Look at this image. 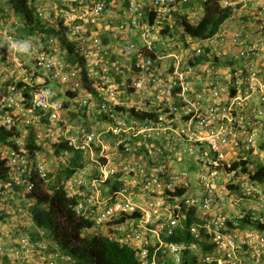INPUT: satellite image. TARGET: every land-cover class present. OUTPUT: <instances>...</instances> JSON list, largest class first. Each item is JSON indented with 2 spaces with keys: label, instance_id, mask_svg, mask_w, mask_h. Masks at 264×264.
Returning a JSON list of instances; mask_svg holds the SVG:
<instances>
[{
  "label": "built area",
  "instance_id": "obj_1",
  "mask_svg": "<svg viewBox=\"0 0 264 264\" xmlns=\"http://www.w3.org/2000/svg\"><path fill=\"white\" fill-rule=\"evenodd\" d=\"M124 2L115 16L108 0H57L60 8L46 3L65 42L31 47L35 77L25 81L32 92L26 112L46 113L51 138L91 161L57 189L75 199L72 208L92 223L88 233L131 249L137 264H182L183 252L197 246L169 242L179 229L197 240L200 229L212 234L221 258L245 250L248 260L262 262L264 235L233 231L229 224L244 218L243 203L264 207V185L232 170L237 162L249 163L264 143V0H244L256 11L251 23L240 12L213 37L197 39L184 30L165 32L163 20L181 11L178 0ZM19 27L13 20L12 29ZM12 29L1 24L0 39L17 40ZM217 57L228 61L218 65ZM71 112L89 124L74 121ZM0 119L12 127L11 116ZM46 141L38 136V145ZM37 159L36 171L45 179L46 165L40 154ZM21 161L13 151L15 178ZM36 188L31 182L28 191ZM187 213L201 224L186 227ZM70 241L80 245L75 237ZM48 249L22 240L13 259L75 264L72 256ZM93 262L99 263L95 256Z\"/></svg>",
  "mask_w": 264,
  "mask_h": 264
},
{
  "label": "clouds",
  "instance_id": "obj_2",
  "mask_svg": "<svg viewBox=\"0 0 264 264\" xmlns=\"http://www.w3.org/2000/svg\"><path fill=\"white\" fill-rule=\"evenodd\" d=\"M124 1L125 0H121V2L118 3L117 0H108V11H110V13L113 16H115L116 14L122 13L123 8L125 7V2ZM189 1H191V0H189ZM181 2L180 3L178 2L179 6L181 8V11L179 13H176L174 15L166 17L163 20L166 23L165 28L169 27V29L170 30H174V32L176 34L180 33L181 30H184V32L186 33L184 26L181 25V26L178 27V29H176L174 24H172L170 22V19L171 20H176V19H178L180 17H183L185 14H187L185 12V10H188V6L187 5L186 6L182 5ZM46 3H50L53 7L60 8V4L57 3V0H29V3L27 4L28 10L33 12L35 17L41 21V25H40L39 28H36L35 26L31 25V27H35L36 29L34 30L33 34H31L30 36H27L22 31L24 29H28L30 27L28 19H27V15H29V14H26V13L19 14V13H17L16 9L11 4L10 0H0V29H1V24H3L4 27H6L8 29H12V22L15 19L20 22V27L17 28L16 31L14 29H12V32L15 33L14 36H15V38L17 40H9V41H7V39L5 37H3V38L0 39V44H3L7 48V50L9 52H11L12 54L15 55L14 59H13L14 65L16 67L20 68L23 72H25V77L20 81V83L21 82L24 83L25 87H26L25 81L27 80V78H34L35 77V74H34V71H33V68H32L33 62H34L33 61V56L29 55V51L31 50V47L33 45H36L37 47H45V48H47L50 45V40H54V47L56 45L60 47L65 42V35H63L60 31L57 30L56 26L58 25V21H57V19L55 17V13L51 10L50 7L46 6ZM241 3L244 4V0H241ZM187 4H189V2ZM230 7L233 9V14L232 15L236 14V10H234V8L232 6H230ZM244 7H245V4H244ZM39 8L43 10L42 17L38 14V9ZM147 17H150L152 19L153 15L150 14V16H147ZM227 21L228 20H226L224 22V24L221 26L220 30L226 25ZM111 24H112V27H113L114 24H115V21H112ZM49 30H52V32L50 33ZM56 35H58L59 37H56ZM14 52H20V53L15 54ZM71 53H73V51H71ZM16 57H18L20 59L21 64H23L22 66L19 65L20 64L19 62L15 61ZM73 60H74V58H71V61H73ZM227 61L228 60L226 59V57H223V58L217 57L216 58V62L218 63V65H221V66H224L227 63ZM13 89H18V88L14 87ZM30 91H31V89H30ZM18 92L20 94L22 93L19 90H18ZM6 100L7 99H5L4 102H6ZM24 100L25 99H24V96H23V99H22L23 103H24ZM0 106H1L0 107V111H3V116H1V117H5L7 115V116H11V118L13 120V124H12L11 128H8V126L1 119H0V124L2 126L4 125L8 130H10L14 126H16L17 128H19V130L21 131V134H22L20 138L15 139V144L18 147V150L10 149L9 151H7V156L6 157L9 160V165L12 167V171H13V165L11 164V153L13 151H15V152H17L20 155V157H22V161H21V165H20L21 169H22L23 165L26 164V161L30 160V162H32V166H33L32 171H35L36 176H37V179H34L33 181L31 179L30 181H28V183L26 185V192L27 193L32 192V191H28V186H29V184L31 182H33V183H35V185L37 187L34 190L37 191L38 193H42L44 190H46L48 188L50 190L53 189L54 191H60L62 193H65L66 197L70 198L66 191H64L63 189H57V187L61 184V182L69 180L76 173L80 172L82 168H84V167L88 166L89 164H91L90 158L89 157L88 158L85 157V155H84V153L82 151H78L75 148L69 146L68 143H66L65 141H61L60 142L61 139L60 140H56V138H51V136L53 134V130L51 132H49L51 124H50V120L48 118V115L46 113L40 111V112H35V113H30L29 114V113L26 112V109L28 107V103H26V104L24 103V106H25V117L28 116V115H32V122H28L26 124L24 123L25 124L24 125L22 120H20L18 114L15 113L11 103L8 102L7 104H1ZM3 106H5V108H3ZM8 106H10V107H8ZM65 107H66V109H68V104H65ZM10 109H12L13 111L12 112L8 111ZM71 115H72V118H73L74 121L81 122L82 125H87L90 122L88 118L81 119L75 113L71 112ZM18 120H20V123L25 126L24 131H22V129L20 128V124L17 123ZM31 127L35 128V146H36V149L34 151H31L27 147L28 146L27 138H28V134H29V131H30ZM39 135H43L44 137H46V139H47L46 146H44V143L42 145H38V136ZM18 142H21L24 145L18 144ZM56 144L57 145L63 144L66 147L70 148V151L72 150L71 152L80 153L82 158L84 159L83 167L80 168L79 170H77V172H75L70 177L65 176L63 179H59L60 172L63 171L64 167L68 165V159L71 158V156H70L69 151H66V152H64V153H62L60 155H56L55 152H54V148H53L54 145H56ZM259 153L264 155V143L259 146L258 150L254 154H252V156L250 157L251 158L250 162L249 163L246 162L247 164H249V168H250V164L253 163V161H254L253 157L256 154H259ZM38 154L41 155V162H43L46 165V178L45 179H42L39 176L38 172L36 171V164L38 162V159H37V155ZM48 156L51 158V160L47 159ZM183 157L185 158L186 156L183 155ZM237 163H243V162H237ZM250 170H251V168H250ZM235 171L237 172V175H241L240 172H245L242 168H239L237 170L235 169ZM249 176H250V182L259 183L258 181L251 179L250 173H249ZM259 184L264 185L262 183H259ZM9 193L10 192H6V193L3 194V198L5 196L4 200L10 201L9 199L11 197H10ZM74 201H75V199H74ZM32 203H33V207H34V205L36 206V204H34V201H32ZM245 207L247 208V210H245ZM42 208L53 212V216L55 217V220H56L57 223H60L62 225L67 224V219H66L65 215L63 214L62 211H60V209L58 208L57 205H53L52 202L51 203L48 202V203H45L42 206ZM220 210L223 213L228 214V215L233 214V211L229 212V210L227 208L223 207V206H220ZM23 211H24V209H19V212H23ZM73 211L75 212L76 218H78V219L83 221V218L79 217V215L77 214V212L74 209H73ZM239 211L240 210H238V209L234 210V212H236V213H238ZM19 212L16 211V214L19 213ZM241 213L244 214V218H242V219H240V221H238V226H239V223L242 220L246 219L247 217H249L250 220H251L250 221L251 222L250 225L246 229H239V228L237 229L238 226H234L232 224H229V226L232 228L230 230H233V231H235V230L237 231L238 230V232H240V233L242 231H245V230H252V231H255L257 233H260V234L264 235V231H261V229L258 227L259 224H261V225L264 224V217H262L260 215L261 213H264V207H260V205H258V203H256V202L253 203V205H250V204L245 205L243 203L242 204V212ZM199 223L201 224V221H199ZM20 224H22V223H20ZM26 224L31 226V227L36 225L35 220H34L32 215H30V217L28 218V221L26 222ZM184 224H185V221H184ZM193 224H198V223H193ZM190 225H192V224H190ZM35 229L39 233V238H42V240H30L29 239L30 237H28V238H20L16 242V244L13 246V248H15L17 246V244L19 242H21L22 240H29L32 243H43L45 245H48L49 252H52V248L55 247V252L58 251V252H61V253L65 254V255L72 256L74 258V260H75V264H92V263L94 264L95 262H93V256H95L98 259V261H99V263H96V264H101L99 256L97 255V252L95 250L94 245L90 242V240H87V238L89 236H95V237H105V236H103L101 234L96 235L95 233H88L87 229H89V228H86V229H84L82 231V233H85V237L84 238H81L82 233L76 234L75 232L71 231L70 240H72V237H75L78 240H80L79 241L80 245L79 246H75V245H73L71 243L70 240H67V241H65V240H53V239L50 238V236L48 238H46V234H48L50 232H48V230L46 228H44V227H38L36 225ZM202 230H204V229H200V236H201V231ZM179 231L183 232V231H186V230H180L179 229V230L176 231V234ZM204 231H205V234L210 236V239L212 240L213 235L209 234L208 232H206V230H204ZM106 238H109V237H106ZM172 238L169 239L168 241L169 242H173V243H182V244H186L188 246L191 243H195L196 246H197L196 249H187V250H185L183 252V254H182L183 262H182V264H186V263L190 264L189 260L187 258L190 250L200 251L201 252L202 261L200 262L199 259H197V263L196 264H209V263L206 262V258L209 257V256H212L214 258V261L211 264H214V263H217V264H233V262L235 264H237L236 255L239 252L245 254V256L247 258L246 261L252 262V261L248 260V255L244 252L245 250H239L238 252H236L235 257H233L231 260H228L227 257L221 258V252H219V250L217 249L216 244L213 242V240H212V244L214 245L213 253L212 254L209 253L207 255L204 254L203 251H202L201 246L198 244L199 241L204 242V243L206 242V240H205L206 238L202 237V236L198 240L195 239L194 236H193V238L195 240L193 242H191V243L178 242V241L176 242V241H173ZM129 250H131V249H129ZM133 254H134V252H133ZM12 258H13V256H12ZM12 261H13V264H16L14 259H12ZM136 262H137V260H136ZM252 263L256 264L255 262H252ZM260 263H258V264H260Z\"/></svg>",
  "mask_w": 264,
  "mask_h": 264
},
{
  "label": "trees",
  "instance_id": "obj_3",
  "mask_svg": "<svg viewBox=\"0 0 264 264\" xmlns=\"http://www.w3.org/2000/svg\"><path fill=\"white\" fill-rule=\"evenodd\" d=\"M10 1L13 7L16 9L17 13L29 14L27 15V19L30 27L28 29H24L22 32L27 36H30L31 34H33L36 28L40 27L41 21L35 17L33 12L28 10L27 4L29 3V0ZM181 1L182 0H178L179 3ZM186 5L188 7L191 6V1H189V4H185V6ZM201 5L204 9V14L202 18L198 21V23L192 24L188 22L187 19L184 17L186 14L176 20L170 19V22L175 25L176 29H178V27L181 25L184 26L186 33L194 39L209 38L214 36L218 33L224 22L232 16L233 9L230 6L222 7L219 0H204L203 3L201 2ZM31 25L35 26L36 28L31 27ZM168 31H170V29L169 27H166L165 32ZM49 32L51 33L52 30H49ZM12 85H14L13 87H17L18 90L22 92L25 99L24 103H28V101L32 97L30 89L27 86L25 87L24 83L22 82L13 83ZM3 97H0V105L1 102L6 99V97L2 99ZM8 111L12 112L13 110L10 109ZM1 116H3V111H0V117ZM21 135V131L16 126L8 130L4 125L2 126L0 124V182L3 183L2 189L5 190L9 186L10 193H19L20 199L18 200L23 202L20 205V209H24L25 211L27 209L29 210V213H27L26 215L17 213L18 215H15L16 218L19 217L17 221L22 223L23 219L25 221V219L32 215L38 227H44L48 230V232H50L46 234V238L50 236V238L53 240L65 241L70 240L71 231L75 232L76 234H79L82 233L84 229L92 227L91 222L84 220L82 221L76 218L75 212L72 209V205L75 203V201L74 199L66 197L65 193H62L60 191H54L53 189L50 190L48 188L42 193H38L35 190L30 193L26 192V185L28 181H30L31 179L32 181L34 179H37L35 171H32L33 166L30 160L26 161V164L23 165L16 178L12 175V167L9 165V160L6 157L7 151H9L10 149L18 150V147L15 144V139L20 138ZM27 144L28 149H30L31 151H34L36 149L34 127H31L29 131ZM53 148L56 155H60L66 151H69L71 156V158L68 159V165L65 166L64 170L60 172L59 179H63L65 176L70 177L75 172H77V170L83 167L84 159L82 158L80 153L71 152L72 150L70 151V148L66 147L63 144H56ZM239 168H242L245 172H249L252 180H256L259 183L264 184V166L262 164H257L253 170H250L249 164H247L246 162L236 163L233 167V170H237ZM117 183L118 182H115L112 189L117 188ZM2 199L3 195L0 194V202L3 201ZM27 200L31 202L34 201V204H36V206L34 205L33 208L29 209V207H27V204L25 203ZM48 202H52L53 205L58 206L60 211H62L65 215L67 219V224L62 225L60 223H57L55 217L53 216V212L42 208V206ZM9 209L10 208L6 207L3 210H0V221H6L9 218V216L11 215V212L9 213ZM260 215L264 217V213H261ZM134 217H137V215H134ZM250 221L251 220L249 217L242 220L239 223L237 229H246L250 225ZM193 223H199V220L196 219L194 213H187L185 225L188 227L190 224ZM35 226L31 227L27 224L21 225L20 230L22 233L18 240L20 238L28 237H30V240H42V238H39V233L35 229ZM258 227L261 229V231H264V224H259ZM201 236L206 238L205 243L201 241L198 242V244L202 248L203 253L206 255L209 253L212 254L214 251V245L212 244L210 236L205 234L204 230L201 231ZM87 240H90V242L94 245L101 264H137L134 254L131 250L127 248H121L117 243L113 242L109 238L89 236ZM172 240L176 242L178 241L191 243L195 239L190 234V232L186 230L183 232L179 231L172 238ZM197 259L198 258L194 257L195 264L197 263Z\"/></svg>",
  "mask_w": 264,
  "mask_h": 264
},
{
  "label": "rangeland",
  "instance_id": "obj_4",
  "mask_svg": "<svg viewBox=\"0 0 264 264\" xmlns=\"http://www.w3.org/2000/svg\"><path fill=\"white\" fill-rule=\"evenodd\" d=\"M118 3L121 2V0H117ZM204 0H191V6L188 7V10H186L187 14L184 16L188 22L195 24L198 23V21L202 18L204 14V9L201 5V2L203 3ZM222 7H228L232 6L234 10H236V14L242 12L245 14V20L248 23L252 22L253 15H250L252 12L255 13L254 7L252 4H248L247 7H244V4L241 3V0H219ZM174 19V18H173ZM175 26V25H174ZM182 33V30H181ZM56 37H59L56 35ZM14 54L9 52L7 48L0 44V97H3L4 99L6 97V102H1V104H7L8 102L12 104L13 109L16 114H18L20 120H22L23 124L32 122V115H28L25 117V106L21 99L20 93L18 92V89H13L14 85L13 83L20 82L25 77V72H23L20 68L16 67L13 63ZM224 62V61H223ZM28 74V73H27ZM6 90V95H5ZM9 97V98H8ZM20 120L17 121V123L20 124V128L22 131L25 129V124H21ZM49 157V156H48ZM47 159L51 160L49 157ZM253 163L250 164L251 170H253L257 164L264 165V155L262 154H256L254 157ZM35 161V160H34ZM259 161V162H258ZM3 183L0 182V194L3 195L6 192H10L9 186L3 190ZM10 195V201L4 200L0 202V210H3L4 208L8 207L9 213L11 214L9 218L6 221H0V264H13L12 256H13V246L18 241V238L21 235V225H26V222L28 221V218L22 220V224L20 225V222L17 221L18 218H16L15 215L16 211L20 209V205L23 203L20 200V194L15 193H9ZM27 207L29 209L33 208V203L31 201H26ZM16 207V209H15ZM245 210L247 208L245 207ZM20 214H27L29 213V210H24L23 212H19ZM194 257H197L199 261L201 262V252L200 251H194L190 250L188 254V260L190 264L194 263ZM237 264H254L252 262L246 261V256L243 253H237ZM260 264H264V261H262Z\"/></svg>",
  "mask_w": 264,
  "mask_h": 264
},
{
  "label": "water",
  "instance_id": "obj_5",
  "mask_svg": "<svg viewBox=\"0 0 264 264\" xmlns=\"http://www.w3.org/2000/svg\"><path fill=\"white\" fill-rule=\"evenodd\" d=\"M187 264V263H186Z\"/></svg>",
  "mask_w": 264,
  "mask_h": 264
}]
</instances>
